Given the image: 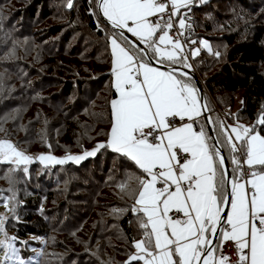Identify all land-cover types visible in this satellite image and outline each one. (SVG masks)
<instances>
[{"label":"snow or ice","instance_id":"1","mask_svg":"<svg viewBox=\"0 0 264 264\" xmlns=\"http://www.w3.org/2000/svg\"><path fill=\"white\" fill-rule=\"evenodd\" d=\"M194 6L196 0H91L89 14L96 15L98 28L103 19L112 29L109 138L82 155L39 157L41 163L79 164L111 148L133 162L142 175L120 187L135 201L131 212L142 238L131 240L134 252L124 264H264V135L256 130L264 127V110L256 126L205 117L211 110L193 83L190 59L212 49L204 39L198 48L189 46ZM30 162L11 140L0 138V164L19 171ZM0 203L12 205V215H0V264H32L17 247L29 242L5 231L19 203L13 188L0 189ZM226 243L234 245L235 262L223 252Z\"/></svg>","mask_w":264,"mask_h":264},{"label":"trees","instance_id":"2","mask_svg":"<svg viewBox=\"0 0 264 264\" xmlns=\"http://www.w3.org/2000/svg\"><path fill=\"white\" fill-rule=\"evenodd\" d=\"M197 1V6L191 9L195 32L188 43L193 48L204 37L212 49L211 52L202 50L199 56L191 59L192 71L202 81L205 104L211 110L208 114L213 120L219 117L227 125L239 123L256 126L259 114L264 110V0H256L255 3L253 0H207L204 4H197ZM90 3L91 0H73V7L69 9L67 0H0V51L6 50L2 46L5 37H11L17 43L23 37L26 39L23 47L31 45L37 52L38 47H41L46 56L44 59L41 55L35 67L23 66V73L19 72L23 87L18 94L26 95L25 100L22 98L21 102L15 103L7 100L11 96L6 93V88L10 85L0 95L10 108L33 105L34 117H28L22 129L27 133L25 137L34 138V143L40 149H47L55 143L62 144L61 135L55 132L56 127H62L68 134L74 135L77 139L75 145L90 148L87 151L98 143L107 142L111 124L110 101L114 98L110 83L108 40L112 29L102 20L98 28L97 17L89 14L92 11ZM214 3H224V9L229 12L215 9L214 13L198 17L197 12L202 13L207 7L214 9ZM8 5L10 12L3 14L8 9L3 10L2 7ZM52 17H56L58 22H51L40 32L34 29L32 33L30 28L36 27L31 25L32 21L43 22V19ZM18 22L21 26L19 29ZM28 30L31 33L26 32ZM193 40L197 43L191 44ZM129 42L132 43L130 39ZM216 52L220 54L218 57ZM86 61L95 62L97 66L102 64L104 68L98 70L96 75L89 76L86 74L87 69L79 65V62ZM104 82L108 83L109 93L101 100L98 93ZM238 94L241 95L239 108L226 112ZM2 110L6 109L3 107ZM1 117L2 112L0 123ZM200 123L206 124L205 119ZM256 130L264 135V127L256 126ZM102 155L106 156L104 169L108 170L109 158L117 159L121 166L115 183L114 179L102 178L98 172L94 173L95 177H80L73 194L69 188L67 200L60 203L63 208L57 215V221L50 222V213L37 202L42 195L50 196L48 193L51 191L41 194L38 189V192H34V198L30 199L33 192L25 200L24 197L19 198V206L23 203L27 205V210L13 225L14 237L21 242H29L27 246L17 244L22 258L27 259L36 251L41 255L32 264H124L129 254L134 252L130 242L134 239L132 225L135 217L131 206L135 201L120 187L122 183L132 186L134 181L131 177L142 175L133 162L110 148H101L95 156L87 157L79 164L71 162L55 166L53 175L61 172L65 178L66 173L62 170L66 171L69 164L72 166L69 173L87 175V161L92 159V163L98 164ZM228 163L231 168L230 157ZM107 188L109 190L104 192ZM71 201H79L85 209L73 206ZM87 214L90 219L93 214V220L89 221L93 226L89 235L87 233L84 236L79 234L84 227H81L80 222ZM61 229L65 231L60 232ZM55 230L63 236L48 241L49 234ZM29 236L44 239V242L30 240ZM106 248L111 249L113 254L104 255ZM3 253L0 250V258ZM120 256L123 258L120 259Z\"/></svg>","mask_w":264,"mask_h":264},{"label":"rangeland","instance_id":"3","mask_svg":"<svg viewBox=\"0 0 264 264\" xmlns=\"http://www.w3.org/2000/svg\"><path fill=\"white\" fill-rule=\"evenodd\" d=\"M229 1H232V0H229ZM252 2L255 3L256 0H253ZM232 3L236 4L235 1H233ZM197 4H199V0L197 1ZM214 6H215L214 9H210V7H207L206 9L203 10L202 13L197 12V14H199L198 17L200 18L202 14L209 15L212 12L214 13L215 9L221 10L223 13L229 12V10L227 11L226 9H224V6H225L224 3H218V4L214 3ZM94 7L95 6L93 5V8ZM2 9L3 10L8 9L3 14H8L10 12L9 5L8 7L3 6ZM14 9H11V10H14ZM51 22H58V20L56 19V17L55 18L52 17L49 19H43V22L33 23L32 21L31 25L36 26V27H33V29L30 28V30L32 31V33L35 32L34 29L40 32L42 31L44 27H46V25H49ZM20 27L21 26L18 22L17 28L19 29ZM26 32L31 33L29 30ZM75 36L73 39L74 42H75ZM200 39L206 40L208 44L210 45L209 41L206 38L202 37ZM25 40L23 37H20V40H18V43L20 44L22 43L21 45H18V43L15 40L12 41L11 37H8V38L5 37L2 40V46H5L6 50L4 52L0 51V76H2V80H0V95L1 94L3 95L5 93V88L7 87V85H10V87L6 88V93L8 95L10 94L11 96L10 98H7V100H12L13 103H15L14 101L21 102L23 99L25 100V98H27V96L25 95L26 96L25 97L24 94L23 95L18 94V92H21V89L23 87V83H21L22 77L18 76L19 72L23 70V66L24 67L25 66L35 67L36 65L39 64V61L37 60L41 58V55H42V58L44 59L46 58L41 47H38L39 49L38 52L36 51V49L34 51L31 45L23 47L25 46L24 44ZM10 44H12V47L10 46ZM15 46L16 48H14ZM198 47H200L199 43L196 44L193 47V49L198 48ZM203 50H207V49H203ZM64 61H67V60H64ZM96 64L97 63L95 62L92 63L91 61L79 62L80 66L87 69L86 74L89 76L96 75L98 70H101L104 68L102 64H98V66ZM21 73H23V71ZM199 80L202 85V81L200 78ZM107 84L108 83L104 82L103 85H101V89H100L101 91L98 93L99 99L101 100L105 99L108 96L109 92L107 91ZM233 100L234 101H233L232 107L226 108L225 110L226 112H229L230 109L235 111L236 109L239 108L240 103H241V95L240 94L235 95ZM5 102H6L5 99H2L0 101V113L2 112L1 123H0V138H7L11 140L16 145L18 150L24 152L30 158L32 162L22 165L21 170L19 171L13 170L15 168L14 165L0 164V189H9L10 187L13 188L17 201H19L20 197H24V200H25V198L30 196V194L33 192L30 197L31 199L34 196V192H38V189H39L38 193L45 192L47 194L49 191H51L50 193H48V194H51L50 196L48 195L46 197L42 195L41 197H39V200H37V202L41 203V206H43L44 209L46 208V211L50 213V216H49L50 222H55L58 220L57 215L60 213V209L63 208V206L60 207V203L63 201L65 202L67 200V197H68L67 191L69 188L71 189V193L73 194L74 189H76L80 183L79 182L80 177H95L94 173L98 172L102 178L104 179L110 178V180L114 179L113 183H115V177L119 175V172H121L120 170H122L121 166L119 165V162L117 161V159L109 158V165H107V167L109 166L108 170L104 169L105 168L104 162L106 158L105 155H102V158H100V161L98 164L92 163V159L87 161L86 164H89L88 166H86V169H85V173L87 175L81 173V176H78V175L75 176L73 175V173L71 172L69 173L72 167L71 164L68 165L70 167L67 168L66 171L65 169L62 170L64 171V173H66L65 178L61 176V172L59 170H58V172H60L59 174L53 175L54 174L53 172H55L54 167L57 165H53L47 160H45L44 163H41L39 161V157L41 156V154L45 156L53 155L58 158H63L68 155H72V156L82 155L85 151H87V149H90V148H86V147L82 148V147L75 145L77 139L74 138V135L68 134V131H65L64 129H62V127H56L55 132L58 135H61L62 144L59 145L55 143V145L46 147L47 149H40L36 145V143H34L35 141L34 138L27 139L25 137L26 132H23L24 130L22 129V127H24L23 124L30 118L34 117L33 116L34 110L32 109L33 105L26 107L24 104L18 108H10L8 107L9 106L8 104L7 106L5 105ZM3 107L6 110H2ZM28 117L29 119H27ZM32 133L36 134V132L34 131H32ZM34 137L36 138V136ZM67 163H71V162H67ZM67 163L62 164V165H67ZM23 167H27L29 171L25 173L22 170ZM64 167L66 168L67 166H64ZM97 167L98 169L95 171V168ZM70 178H72L73 180ZM10 181H11V184H10ZM108 190L109 189L107 188L106 190H104V192H107ZM9 195H12V193H9ZM72 199H75V198L73 197ZM71 202L73 206L81 208V209H85V208H82V205L80 204L79 201H71ZM1 205H3V203H0V206ZM26 206L27 205L23 203H21L19 206V203H18V206L16 207V215L13 216L11 220L7 221L5 231L8 233L9 236H14L13 225L15 222L19 221V219L23 215V212L27 210ZM11 207L12 205L10 204L9 208H6L5 206L4 208H0V215H12V213L9 210ZM87 212L88 211H86V213ZM88 216L90 215L87 214V216L84 217L83 222L82 223L80 222L81 227L84 226L81 232L79 233L80 235L85 236L87 233L89 235L92 229V226H93L92 222L89 223V221L93 220V214H92V219H90V217ZM132 226L134 228V239H141L142 235L138 231L136 223L134 222ZM112 228L114 227L112 226ZM63 231L65 230L63 229L60 230V232H63ZM62 236L63 235L61 233H57V231L55 230L54 232H51L49 234L48 241L53 240L52 239L53 237L61 238ZM0 238H2V236H0ZM28 238L30 240L33 239L34 241L44 242V239H41V238L32 237V236H29ZM54 245H55V242H54ZM29 247L31 250H34L32 246H29ZM34 252H35L34 255L31 256L32 262H36V259L38 258V256L36 255L37 252L36 251ZM103 252H104V255L106 256H109L112 253L111 249L107 250V248ZM3 256H4V253H3ZM109 258L111 257H108L107 259ZM119 258L121 259L123 258V256H120Z\"/></svg>","mask_w":264,"mask_h":264},{"label":"built area","instance_id":"4","mask_svg":"<svg viewBox=\"0 0 264 264\" xmlns=\"http://www.w3.org/2000/svg\"><path fill=\"white\" fill-rule=\"evenodd\" d=\"M188 16L191 18L190 22L192 24V30L190 32H188V36L190 38L194 34L195 29H194V18H193L192 12H189ZM183 122H187V121L185 120ZM179 123H182V121H180L179 118H178L177 121H176V124L178 125ZM193 126L195 128H197V129L199 128V124H195L194 123ZM223 252L225 254H227L228 256H230L232 261L235 262L237 260V253H236L234 245L232 243H226L225 246L223 247Z\"/></svg>","mask_w":264,"mask_h":264},{"label":"water","instance_id":"5","mask_svg":"<svg viewBox=\"0 0 264 264\" xmlns=\"http://www.w3.org/2000/svg\"><path fill=\"white\" fill-rule=\"evenodd\" d=\"M101 20H102V22H103L106 26H108V27L111 29L110 25H109L107 22H105L103 19H101ZM125 34H126V36L128 37V39H130L132 42H136L135 38L132 37L129 33L125 32ZM136 43H138V42H136ZM141 47H143V45H141ZM153 65H156V64H155V61H153ZM191 76L193 77V80H194V82H195L196 87L199 89V93H200V95H202V97H203L204 94H203V90H202V85H201V82H200V80H199L197 74H196L195 72L192 71V72H191ZM201 102H202V103H205L204 97H203V100H202ZM208 116H209V114H208V112H206V113H205V117H208ZM205 121H206V119H205ZM205 125H206V124H205ZM206 128H207V131L209 132V134H212V129L209 128V127H207V126H206ZM225 166L228 167L229 170H230V166H229L228 160L225 161Z\"/></svg>","mask_w":264,"mask_h":264},{"label":"crops","instance_id":"6","mask_svg":"<svg viewBox=\"0 0 264 264\" xmlns=\"http://www.w3.org/2000/svg\"><path fill=\"white\" fill-rule=\"evenodd\" d=\"M112 34V33H111ZM110 34V35H111ZM130 34V33H129ZM131 35V34H130ZM132 36V35H131ZM133 37V36H132ZM135 38V37H134ZM109 50H110V55H111V69H112V59H113V56H112V52H111V45H110V43H109ZM190 63H192L191 62V59H190ZM153 66H158V65H153ZM112 82H113V76L111 75V78H110V83L112 84ZM200 126V125H199ZM110 128H111V124H110ZM109 133H110V129H109ZM108 138H109V134H108ZM108 138H107V140H108ZM111 149V148H110Z\"/></svg>","mask_w":264,"mask_h":264}]
</instances>
